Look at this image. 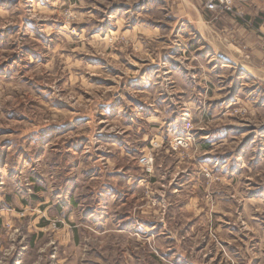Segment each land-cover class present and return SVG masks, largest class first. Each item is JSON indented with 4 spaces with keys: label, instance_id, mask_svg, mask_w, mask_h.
Instances as JSON below:
<instances>
[{
    "label": "rangeland",
    "instance_id": "374dc122",
    "mask_svg": "<svg viewBox=\"0 0 264 264\" xmlns=\"http://www.w3.org/2000/svg\"><path fill=\"white\" fill-rule=\"evenodd\" d=\"M229 1L0 0V264H264V5Z\"/></svg>",
    "mask_w": 264,
    "mask_h": 264
},
{
    "label": "crops",
    "instance_id": "0c3cea01",
    "mask_svg": "<svg viewBox=\"0 0 264 264\" xmlns=\"http://www.w3.org/2000/svg\"><path fill=\"white\" fill-rule=\"evenodd\" d=\"M234 1L235 0H233V2ZM251 1H252V3L256 2L255 3L256 8L258 6L264 5L263 1H260V0H251ZM234 7H235V5H234ZM227 15L228 14L222 16L220 20H222V21L227 20V22L230 24L229 32H228L229 34L227 36L230 41L227 40V42H225V38H223L221 36L222 40L225 43H227V46L221 47V51H220L219 47L217 46L216 49H217V52L219 51V57L223 58L226 61V64H224L225 66H227L230 69H233L235 71V72H233V74H235L240 69V70L244 71V73L247 74V76L255 77L254 73L250 69H246L245 65H239L235 61H237V56L239 54H241V55L243 54V50L250 51L251 55H255V56H261L262 55L263 56V53L261 50V49H263V48H261L262 39H261L260 35H258L259 29H257L258 27H256V26H252L253 28H251L250 30H247L244 26H241L238 22H234V20H230L228 18L225 19V17ZM257 26L260 27L261 25L257 24ZM223 41H221V42H223ZM239 41H242V42L240 43ZM242 43H244V44H242ZM221 45H222V43H221ZM230 57H233V59H231ZM252 69L255 71L259 70L257 68H252ZM231 76L233 78V75H231ZM233 82H235L234 78H233ZM246 86H247V84H246ZM226 89H229V92L227 95L224 93L225 94L224 99L230 101L229 104L232 105L233 90L231 88H229V86L225 87V90ZM224 94L221 93L219 96L222 97Z\"/></svg>",
    "mask_w": 264,
    "mask_h": 264
},
{
    "label": "built area",
    "instance_id": "2783aa9c",
    "mask_svg": "<svg viewBox=\"0 0 264 264\" xmlns=\"http://www.w3.org/2000/svg\"><path fill=\"white\" fill-rule=\"evenodd\" d=\"M205 9L209 12H215V13H222L223 11H231V1L229 0H205ZM142 164L144 166L148 167V171H151L150 165H151V160L148 158L144 157L142 160Z\"/></svg>",
    "mask_w": 264,
    "mask_h": 264
}]
</instances>
